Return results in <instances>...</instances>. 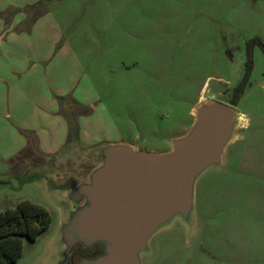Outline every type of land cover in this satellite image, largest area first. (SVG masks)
Instances as JSON below:
<instances>
[{"label":"rangeland","instance_id":"1","mask_svg":"<svg viewBox=\"0 0 264 264\" xmlns=\"http://www.w3.org/2000/svg\"><path fill=\"white\" fill-rule=\"evenodd\" d=\"M41 1L32 19L45 7L61 26L84 72L67 66L64 77L95 86L122 136L115 143L165 152L190 130L199 103L235 109L221 165L195 178L188 217L174 214L151 233L140 264H264V0ZM88 111L62 108V151L0 152V210L29 200L51 217L35 239L22 238L10 264H67L66 229L84 203L71 186L90 180L109 144L78 138L77 118Z\"/></svg>","mask_w":264,"mask_h":264},{"label":"water","instance_id":"2","mask_svg":"<svg viewBox=\"0 0 264 264\" xmlns=\"http://www.w3.org/2000/svg\"><path fill=\"white\" fill-rule=\"evenodd\" d=\"M234 116L230 104L199 103L190 130L173 138L168 151L152 153L127 143L102 147L90 180L71 186L76 202L84 203L69 220L68 250L76 243H102L103 253L81 264H140L138 252L151 233L174 214L188 217L195 178L221 165Z\"/></svg>","mask_w":264,"mask_h":264},{"label":"crops","instance_id":"3","mask_svg":"<svg viewBox=\"0 0 264 264\" xmlns=\"http://www.w3.org/2000/svg\"><path fill=\"white\" fill-rule=\"evenodd\" d=\"M41 4V0H0V152L4 158L29 146L50 155L64 150L69 140L68 122L61 114L64 107L91 109L77 118L82 142L115 143L122 137L91 81L83 77L84 82L77 84L72 75L64 77L67 66L84 72L52 13L44 7L32 19L31 8L37 7L36 12L43 8ZM90 50L94 52L93 47Z\"/></svg>","mask_w":264,"mask_h":264},{"label":"trees","instance_id":"4","mask_svg":"<svg viewBox=\"0 0 264 264\" xmlns=\"http://www.w3.org/2000/svg\"><path fill=\"white\" fill-rule=\"evenodd\" d=\"M250 59L248 67L250 68ZM242 84L235 90L236 102L242 91ZM51 221L47 210L29 200H22L14 207L0 210V264L16 262L22 254L23 237L35 239Z\"/></svg>","mask_w":264,"mask_h":264},{"label":"flooded vegetation","instance_id":"5","mask_svg":"<svg viewBox=\"0 0 264 264\" xmlns=\"http://www.w3.org/2000/svg\"><path fill=\"white\" fill-rule=\"evenodd\" d=\"M104 251L102 243H94L89 246H84L76 243L68 250L67 264H81L84 260L96 258Z\"/></svg>","mask_w":264,"mask_h":264}]
</instances>
